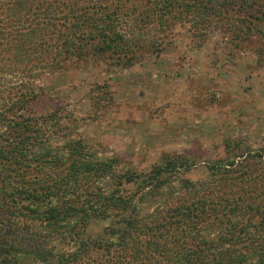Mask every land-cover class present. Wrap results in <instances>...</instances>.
<instances>
[{
  "label": "trees",
  "instance_id": "trees-1",
  "mask_svg": "<svg viewBox=\"0 0 264 264\" xmlns=\"http://www.w3.org/2000/svg\"><path fill=\"white\" fill-rule=\"evenodd\" d=\"M183 24L264 38V0H0V264H264V146L195 180L184 155L139 170L32 108L66 62L129 67Z\"/></svg>",
  "mask_w": 264,
  "mask_h": 264
},
{
  "label": "rangeland",
  "instance_id": "rangeland-1",
  "mask_svg": "<svg viewBox=\"0 0 264 264\" xmlns=\"http://www.w3.org/2000/svg\"><path fill=\"white\" fill-rule=\"evenodd\" d=\"M170 38L163 52L129 67L66 62L42 80L34 112L71 113L100 157L139 170L184 155L195 180L208 177L216 159L263 147L264 38L237 44L219 30L197 37L184 24Z\"/></svg>",
  "mask_w": 264,
  "mask_h": 264
}]
</instances>
